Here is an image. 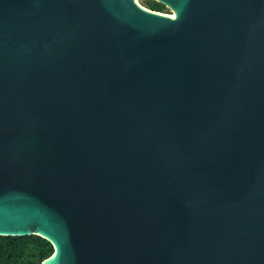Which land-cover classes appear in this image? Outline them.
Returning <instances> with one entry per match:
<instances>
[{
	"label": "water",
	"instance_id": "95a60500",
	"mask_svg": "<svg viewBox=\"0 0 264 264\" xmlns=\"http://www.w3.org/2000/svg\"><path fill=\"white\" fill-rule=\"evenodd\" d=\"M0 0V236L40 264H264V0Z\"/></svg>",
	"mask_w": 264,
	"mask_h": 264
},
{
	"label": "trees",
	"instance_id": "16d2710c",
	"mask_svg": "<svg viewBox=\"0 0 264 264\" xmlns=\"http://www.w3.org/2000/svg\"><path fill=\"white\" fill-rule=\"evenodd\" d=\"M144 6L157 13H166L163 5L153 1L146 0ZM52 253V245L38 236H0V264H40Z\"/></svg>",
	"mask_w": 264,
	"mask_h": 264
},
{
	"label": "rangeland",
	"instance_id": "374dc122",
	"mask_svg": "<svg viewBox=\"0 0 264 264\" xmlns=\"http://www.w3.org/2000/svg\"><path fill=\"white\" fill-rule=\"evenodd\" d=\"M145 1L146 0H137V2L141 5V6H143V7H145L144 5H145ZM166 13L165 14H168V15H173V12L170 10V9H168V8H166V11H165Z\"/></svg>",
	"mask_w": 264,
	"mask_h": 264
},
{
	"label": "bare ground",
	"instance_id": "6f19581e",
	"mask_svg": "<svg viewBox=\"0 0 264 264\" xmlns=\"http://www.w3.org/2000/svg\"><path fill=\"white\" fill-rule=\"evenodd\" d=\"M135 2L137 3V4H139L138 2H137V0H135ZM170 17H174V13H173V15H169Z\"/></svg>",
	"mask_w": 264,
	"mask_h": 264
}]
</instances>
